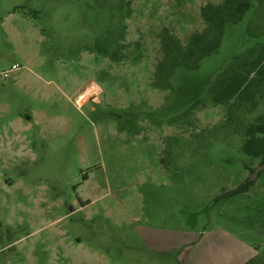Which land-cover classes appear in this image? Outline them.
Listing matches in <instances>:
<instances>
[{
  "label": "rangeland",
  "instance_id": "obj_1",
  "mask_svg": "<svg viewBox=\"0 0 264 264\" xmlns=\"http://www.w3.org/2000/svg\"><path fill=\"white\" fill-rule=\"evenodd\" d=\"M222 2L0 0V264H264V170L227 195L261 161L264 0L155 75L164 29L186 43ZM239 68L260 84L232 109Z\"/></svg>",
  "mask_w": 264,
  "mask_h": 264
},
{
  "label": "trees",
  "instance_id": "obj_2",
  "mask_svg": "<svg viewBox=\"0 0 264 264\" xmlns=\"http://www.w3.org/2000/svg\"><path fill=\"white\" fill-rule=\"evenodd\" d=\"M250 7V0H224L220 4L207 3L203 5L201 16L207 25L201 32L191 34L186 43H183L168 28L164 29L160 34L163 57L157 65L155 75L159 78L160 76L169 77L178 67L198 66L201 58L218 50L226 25L241 20ZM254 21L257 22V20ZM262 56L257 59V64L262 62ZM243 67L245 68V66ZM248 72L250 71L245 72L239 68L230 74V77L217 84L215 89L219 94L217 101L219 103L229 102L232 109H234V105L238 107L243 101L254 105L257 97L256 84L259 85L260 82L252 79ZM260 73L264 75V68H260ZM242 148L244 153L252 158H259L260 163H264V114L249 125L245 132ZM252 182L253 180L243 183L241 186L230 190L227 195L231 196L247 190Z\"/></svg>",
  "mask_w": 264,
  "mask_h": 264
},
{
  "label": "water",
  "instance_id": "obj_3",
  "mask_svg": "<svg viewBox=\"0 0 264 264\" xmlns=\"http://www.w3.org/2000/svg\"><path fill=\"white\" fill-rule=\"evenodd\" d=\"M262 170H264V163H260L254 168V171L251 173L250 178H256Z\"/></svg>",
  "mask_w": 264,
  "mask_h": 264
},
{
  "label": "built area",
  "instance_id": "obj_4",
  "mask_svg": "<svg viewBox=\"0 0 264 264\" xmlns=\"http://www.w3.org/2000/svg\"><path fill=\"white\" fill-rule=\"evenodd\" d=\"M18 68H19V64L15 63V64H13V65L11 66L10 70H9V71H5V72L3 73V75H4V76H8V75L10 74V72H12V71H14V70H16V69H18Z\"/></svg>",
  "mask_w": 264,
  "mask_h": 264
},
{
  "label": "flooded vegetation",
  "instance_id": "obj_5",
  "mask_svg": "<svg viewBox=\"0 0 264 264\" xmlns=\"http://www.w3.org/2000/svg\"><path fill=\"white\" fill-rule=\"evenodd\" d=\"M242 146H243V145H242ZM245 154H246V153H245ZM246 155H248V154H246ZM248 156H249V155H248ZM253 171H254V169H253ZM253 171H252V172H253ZM252 172H249V173L246 175V177H245L243 183H247V182L253 180V179L250 178V175H251Z\"/></svg>",
  "mask_w": 264,
  "mask_h": 264
},
{
  "label": "crops",
  "instance_id": "obj_6",
  "mask_svg": "<svg viewBox=\"0 0 264 264\" xmlns=\"http://www.w3.org/2000/svg\"><path fill=\"white\" fill-rule=\"evenodd\" d=\"M258 252H260V251H258ZM258 255H260V253H258ZM256 256H257V255H256ZM256 256H255V257H256Z\"/></svg>",
  "mask_w": 264,
  "mask_h": 264
}]
</instances>
